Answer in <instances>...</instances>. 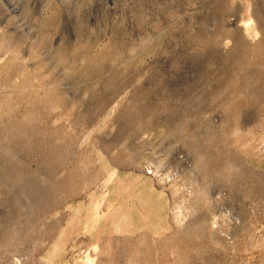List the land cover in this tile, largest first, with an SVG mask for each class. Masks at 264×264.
Wrapping results in <instances>:
<instances>
[{"label": "rangeland", "instance_id": "rangeland-1", "mask_svg": "<svg viewBox=\"0 0 264 264\" xmlns=\"http://www.w3.org/2000/svg\"><path fill=\"white\" fill-rule=\"evenodd\" d=\"M0 264H264V0H0Z\"/></svg>", "mask_w": 264, "mask_h": 264}]
</instances>
